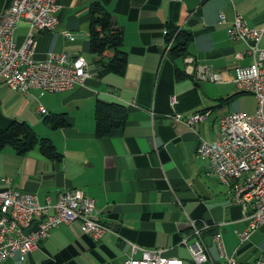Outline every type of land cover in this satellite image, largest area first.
I'll return each mask as SVG.
<instances>
[{
    "label": "crops",
    "instance_id": "0c3cea01",
    "mask_svg": "<svg viewBox=\"0 0 264 264\" xmlns=\"http://www.w3.org/2000/svg\"><path fill=\"white\" fill-rule=\"evenodd\" d=\"M93 1L57 0L58 28L33 31L36 58L49 52L84 57L90 75L83 84L52 92L33 87L21 93L0 83V127L24 120L59 154L51 159L35 147L20 155L5 146L0 149V189L8 178L43 202L46 196L56 200L59 190L75 188L95 200V214L109 231L94 240L77 222L61 223L26 259L14 255L1 264H121L133 245L136 257L142 248H159L193 264L182 243L191 230L189 218L211 223L201 231L210 264H226L211 238L217 230L223 233L228 255L253 264L264 250V226L241 240L238 232L247 225L241 206L230 201L227 188L195 150L200 139L216 140L220 117L256 108V98L235 87L234 67L252 58L245 42L230 37L228 28L236 13L250 26L264 25V0L106 1L104 8L122 33L127 57L122 75L102 71L107 58L90 50ZM7 2L0 0V9ZM220 13L226 22H218ZM168 22L193 34L183 57H170ZM63 29L74 38L65 37ZM29 32V22L21 18L14 30L16 43L24 44ZM260 45L264 47V37ZM237 51L243 52L242 58L235 57ZM188 56L220 78L211 81L187 72ZM176 68L184 72L180 79ZM98 100L125 106L122 134H95ZM197 111L205 112V118L191 126L186 118ZM57 114L64 124L54 127L47 119Z\"/></svg>",
    "mask_w": 264,
    "mask_h": 264
},
{
    "label": "built area",
    "instance_id": "2783aa9c",
    "mask_svg": "<svg viewBox=\"0 0 264 264\" xmlns=\"http://www.w3.org/2000/svg\"><path fill=\"white\" fill-rule=\"evenodd\" d=\"M58 7L57 0H8L3 5L0 9V83L24 93L33 87L62 91L85 82L90 70L83 56L70 57L66 52H49L42 59L34 56L33 31L56 30ZM21 18L29 22L30 32L25 43L19 45L14 39V30ZM218 22H226L223 13L219 14ZM62 33L74 38L67 29ZM228 33L245 42V51L252 58L249 63L234 67L235 87L239 92L252 94L257 105L252 112L236 110L220 117L216 140L200 139L195 154L208 161L209 169L227 188L230 201L241 206L247 225L238 235L245 240L255 229L264 226V47L260 45L264 25L250 26L236 13ZM242 56L241 51L235 53L236 58ZM186 60L187 72L211 81L220 78L207 66L194 64L191 56ZM174 102L171 100V104ZM205 115L197 111L188 116L186 122L192 126ZM179 118L180 115L175 114V119ZM69 222H77L94 240L109 231L95 214V200L85 193L65 188L57 192L56 200L46 196L40 202L34 193L16 187L6 178L5 187L0 189V264L14 255L26 259L52 228ZM188 223L191 230L182 238V243L188 247L193 264H210L201 231L211 223L194 218H189ZM189 238L192 240L188 241ZM211 238L226 264H249L227 254L222 231H215ZM136 249L133 245L131 254L121 264H185L181 258L165 255L159 248H142L139 257L133 255ZM258 264H264V250L258 256Z\"/></svg>",
    "mask_w": 264,
    "mask_h": 264
},
{
    "label": "trees",
    "instance_id": "16d2710c",
    "mask_svg": "<svg viewBox=\"0 0 264 264\" xmlns=\"http://www.w3.org/2000/svg\"><path fill=\"white\" fill-rule=\"evenodd\" d=\"M108 0H94L90 7L91 23L89 26V47L92 52L107 61L102 63V71H112L122 75L127 64L126 52L122 50V33L114 27L111 15L104 8ZM166 38L170 40L169 54L171 58L183 57L192 40L190 31L170 22L166 24ZM176 78L184 76L183 70L176 68ZM52 126L64 124L61 114L47 119ZM125 127V106L118 102L98 100L95 105V134L99 137L120 135ZM10 146L17 154H25L38 147L47 157L58 158L54 145L43 137H39L24 120H12L6 127H0V149ZM46 264H57L48 262Z\"/></svg>",
    "mask_w": 264,
    "mask_h": 264
},
{
    "label": "bare ground",
    "instance_id": "6f19581e",
    "mask_svg": "<svg viewBox=\"0 0 264 264\" xmlns=\"http://www.w3.org/2000/svg\"><path fill=\"white\" fill-rule=\"evenodd\" d=\"M169 47H170V42H169ZM253 264H258V257L255 259V261L253 262Z\"/></svg>",
    "mask_w": 264,
    "mask_h": 264
}]
</instances>
